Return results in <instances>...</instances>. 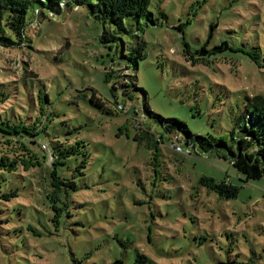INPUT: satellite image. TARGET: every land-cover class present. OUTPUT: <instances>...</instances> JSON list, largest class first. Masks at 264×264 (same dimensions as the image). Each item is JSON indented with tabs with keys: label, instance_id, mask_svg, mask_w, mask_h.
Masks as SVG:
<instances>
[{
	"label": "rangeland",
	"instance_id": "rangeland-1",
	"mask_svg": "<svg viewBox=\"0 0 264 264\" xmlns=\"http://www.w3.org/2000/svg\"><path fill=\"white\" fill-rule=\"evenodd\" d=\"M149 11L155 25L129 20L132 32L115 34L107 26L116 39L106 44L84 5L57 15L30 9L24 42L13 37L12 47H0V117L44 129L33 146L0 133V158L13 170L3 172L0 196L18 190L0 197V264H132L138 253L147 264H264V180H238L227 160L186 148L181 133L146 116L141 91L118 90L121 75H133L123 46L142 40L135 74L150 110L194 135L228 133L241 112L234 102L264 94V61L216 48L225 42L264 56V0H152ZM90 90L102 110L89 102ZM139 127L150 149L148 140H133ZM56 146L78 154L57 159ZM52 163H64L57 173L65 206L50 195ZM76 166L83 175L72 178ZM201 176L228 178L239 192L220 197L199 184ZM54 205L63 206L58 223Z\"/></svg>",
	"mask_w": 264,
	"mask_h": 264
},
{
	"label": "trees",
	"instance_id": "trees-1",
	"mask_svg": "<svg viewBox=\"0 0 264 264\" xmlns=\"http://www.w3.org/2000/svg\"><path fill=\"white\" fill-rule=\"evenodd\" d=\"M152 0H0V47L10 48L14 45L13 37L23 43L25 39V28H26V16L27 13L32 9L37 16L48 11L50 15H57L65 11L67 8H76L78 6H86L90 14L102 24L104 43H110L115 40V35H111L110 31L107 30V26L113 27V33L121 32H132V29L127 30L125 28V22L129 20L136 21V27H139L141 19H144L145 25L156 22L152 19V13L149 11V6ZM160 17L165 18L163 13H160ZM111 35L110 37H108ZM108 47L112 49V45L108 44ZM118 48V47H117ZM219 51L230 50L232 52H243L256 65L261 66L259 63L260 57L264 61V56L260 49L251 48L248 52L241 51L239 49L233 50L227 43L223 42L217 47ZM117 51V50H116ZM146 45L142 40H137L134 46H129L128 51L122 49L121 60L125 62V70L130 71L133 75L122 74V82L119 85L118 90L120 95L132 96L134 92H142V109L143 112L151 119L156 120L163 127L164 132L176 131L184 136L185 140L183 144L188 148L192 146L197 148L201 153L213 154L217 158L227 160L231 166L235 169L238 175V180L243 179L247 182L249 180H264V94H257L255 96H246L243 99H239L234 102L231 106L232 111L235 110L233 106L240 108L239 115L232 117L233 128L226 134L219 137H208L206 135H194L192 134L185 123L173 118H163L154 112H152L146 102L147 94L144 89L138 87L136 71L139 69L140 61L145 58ZM184 52L188 53V46L184 44ZM201 53H207L208 55L213 54V51H207L205 48L200 50ZM116 55V53H115ZM124 70H119L118 73ZM108 75L105 77L107 81ZM112 91H116L115 87L111 88ZM89 102L102 110L105 106L101 99L96 95V92L90 90ZM1 95L7 94L2 92ZM85 97V96H84ZM8 98V97H7ZM43 102H47L48 98L46 95L40 97ZM6 102V101H5ZM42 102V103H43ZM119 105L116 103V106ZM121 105V104H120ZM115 106V108H116ZM234 106V107H235ZM241 106V107H240ZM13 123V122H12ZM10 123L7 119L3 120L0 117V133L2 137L16 136L27 140L29 146H33L38 142V136L43 132V128L35 129L34 125L23 122ZM147 141V148L153 146L150 139H148L146 133L139 128L135 129L133 137L134 141L140 142ZM80 142V141H79ZM76 144H78L76 142ZM84 146V145H82ZM41 150H47L48 147L45 144L41 145ZM75 146L69 149H59L58 146L52 149L53 153H56L55 157L66 158L76 155L78 153L71 150ZM81 148V147H79ZM67 150V151H66ZM66 151V152H65ZM51 152V151H49ZM85 158L81 160V168H86L88 152L82 151ZM188 156L191 157L189 154ZM9 164V163H8ZM64 163H52L49 168L50 178L53 179L51 187L53 188L50 195L53 202L56 201L62 203L61 195H63L59 185H63V179L58 176L57 168ZM78 167L72 174V178L76 175H83L82 171L79 173ZM13 172L12 169L6 168L3 165V160L0 158V180L4 181L3 172ZM199 184L205 187L208 191L216 193L218 196L231 199L235 198L239 192V186L233 185L230 179L222 181H215L212 177L201 176L199 178ZM9 194V195H8ZM18 194V190H10L8 193L3 194L13 196ZM0 196V197H1ZM16 197V196H15ZM14 198V197H13ZM64 206L65 204L62 203ZM56 211L55 221L58 223L59 216L63 211V206L57 207L54 205ZM31 226L27 227V231L31 232ZM33 234L36 233L34 230ZM74 264H83L82 261L73 259ZM148 258L144 254H136L132 264H147ZM112 264H123L122 260H115ZM226 264H248L240 263L235 261H227Z\"/></svg>",
	"mask_w": 264,
	"mask_h": 264
},
{
	"label": "built area",
	"instance_id": "built-area-1",
	"mask_svg": "<svg viewBox=\"0 0 264 264\" xmlns=\"http://www.w3.org/2000/svg\"><path fill=\"white\" fill-rule=\"evenodd\" d=\"M116 110L121 112V111L125 110V108L123 107V105L119 104L116 106Z\"/></svg>",
	"mask_w": 264,
	"mask_h": 264
}]
</instances>
